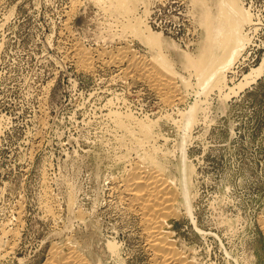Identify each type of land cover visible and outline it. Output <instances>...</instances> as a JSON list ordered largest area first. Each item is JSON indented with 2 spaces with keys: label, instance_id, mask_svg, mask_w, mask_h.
Returning a JSON list of instances; mask_svg holds the SVG:
<instances>
[{
  "label": "rangeland",
  "instance_id": "obj_1",
  "mask_svg": "<svg viewBox=\"0 0 264 264\" xmlns=\"http://www.w3.org/2000/svg\"><path fill=\"white\" fill-rule=\"evenodd\" d=\"M237 2L249 16L236 28L243 50L203 90L205 21L226 13L222 0H0V264L61 261L69 249L86 264H154L121 193L137 158L118 148L113 113L153 123L174 178L184 151L191 209L177 204L165 232L186 263L264 264V69L240 85L264 61V0ZM136 18L157 54L130 31ZM152 53L178 104L128 70Z\"/></svg>",
  "mask_w": 264,
  "mask_h": 264
},
{
  "label": "bare ground",
  "instance_id": "obj_2",
  "mask_svg": "<svg viewBox=\"0 0 264 264\" xmlns=\"http://www.w3.org/2000/svg\"><path fill=\"white\" fill-rule=\"evenodd\" d=\"M222 2L225 4L224 8L226 13L224 15H217V18L214 22L208 19L205 21V23L208 24L206 25V28L209 26V29H206L208 30L206 33L208 34L209 41L212 43V48L204 49V54L199 59L203 65L198 70L197 76H202L203 78V90H207L206 88L210 86L211 82L215 83V78L217 75L220 76L219 74L222 75V73H225L226 70H229L228 68H230L231 63L236 60L243 50V47L240 48L242 43L240 42L239 37L241 36L238 34L236 28H242L249 21V16L241 9V7L238 6L239 3L237 0H222ZM127 13L129 14L130 11L127 10ZM130 15L131 13L129 16ZM228 18L234 21L233 25L227 23V21H229ZM135 20V23H132L131 26H129L130 31H132L134 35H136V37L141 40V42L143 41L144 45H146L150 52L152 50V52L154 51L156 53L157 51L154 49L157 50L159 48L157 39L150 35L148 29L145 28L146 25L144 26V23H142V20L140 21L139 19L138 21L137 18ZM156 54L154 55L152 53L149 63H145L146 60L142 59L145 61L144 62L140 60V58L138 59L139 61L132 59L134 58L132 55L131 60L128 58L130 60L128 62L130 65L128 70L130 69L132 72L134 70L135 72L138 71L139 76H143V78H147V80H152L153 84L157 85V90L163 96V98H168V104H172L174 101L181 102V96L179 95L174 82L167 77L169 65L166 66L165 62H163L165 64H162L161 57H156ZM127 55H129V51L128 53L123 52L120 54L118 60L121 58L124 59L125 56L128 57ZM119 63H121V61ZM88 65H84V67L90 68ZM263 69L264 61L258 68L252 70L249 72V74H246L245 78L243 79L244 82L240 84L241 87L255 82L256 78L259 74H261ZM179 102H177V104ZM194 107L195 106H193V108L185 114L183 113L181 115L183 122L181 123L180 121L181 125L179 126V131H182V135L184 136L185 134L186 137L187 133L184 132H189V126L193 118L192 115ZM113 114V126L117 128L116 131L119 133V135L115 134L113 138L117 142L118 148L134 150L133 152L137 158L136 163L135 161L134 163L131 162L132 167L130 168L132 169H129L131 172L128 170V175L124 176V178H121L123 179L121 193L124 199L128 202L127 208L132 211L133 209L136 210L140 216L141 224L144 230L143 232H145L144 234L148 240L147 243H149L148 247L151 248V250L155 253L154 264H187L185 258L176 250H174L175 248L173 247L172 243H170L169 236L165 232L167 219L177 215V204L182 205L183 208H186L187 210H185L188 212L191 209L189 204L190 200L188 199L187 193V183L190 181L187 182L186 178L187 174L183 162V158L185 157L184 151L183 149L178 151L180 152V158L179 162L175 164V167L177 165L176 171L178 172V175L176 178H174V176L172 177L170 174H167L165 169L166 166L160 162V156H165L167 153L164 151L162 144H158V142L159 140H162L164 143L166 138L157 131L153 130V123H147V121H137L128 115H121L119 113ZM181 142L182 143L180 145H182L184 141ZM183 145L180 147H183ZM174 149L177 148L174 147ZM187 172H189V169H187ZM262 224L264 227V221ZM62 258V260L60 259L61 261L51 258L52 260H50L47 264L87 263L84 261L85 259L83 260V258H81V256H79L72 249H69L68 253Z\"/></svg>",
  "mask_w": 264,
  "mask_h": 264
},
{
  "label": "built area",
  "instance_id": "obj_3",
  "mask_svg": "<svg viewBox=\"0 0 264 264\" xmlns=\"http://www.w3.org/2000/svg\"><path fill=\"white\" fill-rule=\"evenodd\" d=\"M162 24H164V23H162ZM162 24H161V25H162Z\"/></svg>",
  "mask_w": 264,
  "mask_h": 264
}]
</instances>
